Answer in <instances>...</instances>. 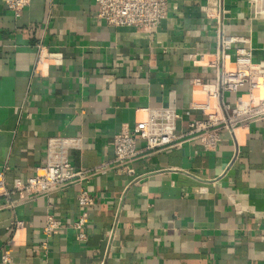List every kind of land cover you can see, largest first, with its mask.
<instances>
[{"label":"crops","instance_id":"1","mask_svg":"<svg viewBox=\"0 0 264 264\" xmlns=\"http://www.w3.org/2000/svg\"><path fill=\"white\" fill-rule=\"evenodd\" d=\"M169 3L161 25L145 33L97 20L94 0H32L19 18L0 0V169L8 165L7 186L35 175L57 136L81 137L72 163L97 170L82 183L95 196L83 240L72 227L81 184L35 198L19 194L15 208L0 200V264H264V119L237 129L238 145L225 130L210 152L184 136L181 146L139 158L133 176L105 167L114 160V135L132 128L144 109L176 108L178 134L204 116L191 108L207 98L193 80L215 82L207 62L218 22L204 12L207 0ZM222 3L225 33L250 37L254 60L264 59V20L254 18L248 0ZM38 44L62 53L63 63L37 64ZM48 212L62 221L50 238L43 231Z\"/></svg>","mask_w":264,"mask_h":264},{"label":"built area","instance_id":"2","mask_svg":"<svg viewBox=\"0 0 264 264\" xmlns=\"http://www.w3.org/2000/svg\"><path fill=\"white\" fill-rule=\"evenodd\" d=\"M9 11L19 18L32 0H2ZM253 16L264 20V0H248ZM95 18L114 27H134L142 32L151 33L168 16L169 0H94ZM204 12L218 22L215 52L208 64L216 68L215 82L207 84L196 78L193 84L207 92L205 101H195L191 108L203 112V117L193 119L187 125V131L178 134L177 124L181 114L171 106L144 109V116L136 120L132 128H124L114 135L112 148L114 160L106 168H115L130 176L135 175L134 163L152 152L170 150L188 139H199L205 151H214L221 141V133H230L237 144L236 130L246 128L251 122L264 119V59L254 60L253 44L250 37L234 36L225 33L224 7L222 0H207ZM37 64L48 61L61 65L63 55L60 52L44 51V45L38 44ZM235 49L234 58L230 51ZM244 93H241V92ZM226 93L235 94L234 102L226 101ZM215 100L212 104L211 100ZM82 147L81 137L57 136L49 138L45 147L43 163L37 167L36 174L26 179H17L13 186H7L8 165L0 169V200L10 208L16 207V196L24 193L28 198L46 195L71 184H81L78 203L82 210L72 227L78 232L77 239L83 240V231L95 196L83 182H89L97 173L94 168L76 169L71 160V151ZM123 211L122 204L116 209L113 225L108 236V247L118 230ZM22 222H16V228ZM62 229V221L52 212L46 215L43 228L48 238ZM47 247V243H45Z\"/></svg>","mask_w":264,"mask_h":264}]
</instances>
